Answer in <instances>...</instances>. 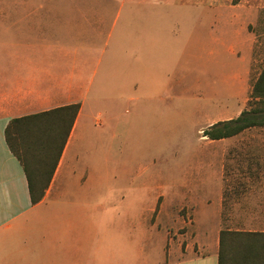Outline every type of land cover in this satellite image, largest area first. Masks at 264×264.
<instances>
[{"label": "crops", "instance_id": "crops-1", "mask_svg": "<svg viewBox=\"0 0 264 264\" xmlns=\"http://www.w3.org/2000/svg\"><path fill=\"white\" fill-rule=\"evenodd\" d=\"M112 2L101 0L99 5L95 0H63L56 8L0 9L1 14L13 15L9 25H2L11 30L5 34L8 42L2 40L0 44V264H219L220 221L214 225L212 241H207L194 216L188 211L183 214L182 208L174 225L162 224L161 195L151 201L149 208L129 197L107 199L99 206V196H109L111 186L107 181H95L91 163L82 165L84 175L80 180L70 179L80 168L79 146L88 133V119L101 105L109 106L113 113V105H118L113 95L124 101H137L131 113L125 111L129 117L121 120L122 126L135 124L139 128L145 113L157 122L164 107L168 111L173 108L165 103V95H159L157 103L140 99L149 97L148 93H167L175 86L171 67L179 59L188 60L183 53L179 55L171 42L179 29L204 25L159 21L154 23L151 35L146 32L145 23L129 22L132 15L139 20L145 14L140 13L139 7L190 9L198 19L206 11L214 13L217 30L207 54L215 58L224 53L235 63L222 76L223 112L207 126L235 119L245 110L243 106L248 104L252 89L253 36L242 34L238 24L225 21V0H121L109 25ZM125 4L124 22L115 33V21ZM36 14L42 16L35 17ZM131 30H137L134 37L141 51V57L132 60ZM102 41L103 46L110 47L104 59L105 52L99 48ZM151 46L160 55L164 68L163 64L154 71L147 68L150 58L146 50ZM181 67L184 70L189 66ZM183 74L182 81L186 77ZM181 84L185 92L187 88ZM70 105H78V110L66 142L43 196L33 203L23 166L6 143L5 129L12 119ZM108 119L115 122L114 116ZM243 132L220 140L202 136L208 145H217L221 159L218 220L221 208L227 205V195L236 196L239 188V183H227V153L240 150L243 142L250 143L247 148L264 149L263 144H252L264 142V136ZM192 172L186 184L198 186V175ZM137 175L132 182L137 196L148 185L156 186L137 180L142 179ZM152 176L150 172L149 178ZM249 198L251 205L264 206V181L250 185ZM233 204H238L237 200Z\"/></svg>", "mask_w": 264, "mask_h": 264}, {"label": "rangeland", "instance_id": "rangeland-1", "mask_svg": "<svg viewBox=\"0 0 264 264\" xmlns=\"http://www.w3.org/2000/svg\"><path fill=\"white\" fill-rule=\"evenodd\" d=\"M59 1L63 0H0V9L56 8ZM95 1L100 5L101 0ZM111 5L114 10L108 15L109 25L117 15L116 9L121 7V0H113ZM225 5L226 11L223 15L225 21L238 24L242 34L250 33L253 36L250 75V85L253 86L264 65V0H225ZM126 8L127 4L119 11L120 15L114 24L115 33L124 22ZM165 9L155 10L153 6L139 7L140 13H145L140 15L143 19L141 17L139 20L133 19L132 15L129 22L131 25L138 21L145 23L146 32L151 35L154 23L159 21L172 25L178 22L204 25L197 29H192L191 26L183 27L179 29L174 41H170L178 48L179 55L183 53V57L188 60L182 62L179 59L171 67L175 86L167 93H148L146 96L149 97L140 99L148 103H157L158 96L165 95V103H170L173 108L168 111L164 107L157 122L151 115L145 113V121L139 128L135 124L122 126L121 120L129 117L126 113L128 111L131 113L133 103L137 101H124L113 95L118 100L115 103L118 105H113L115 107L113 113H110L109 106L101 105L88 119V133L82 138L79 146L80 168L70 180H80L84 175L82 165L91 163L95 169V181L99 184L107 181L111 186L109 196H99V206L104 205L107 199L118 201L121 197H129L139 199L140 204L149 208L151 201L157 195H161L164 205L162 224L174 225L178 211L182 208L183 214L188 211L194 216L196 224L201 229L202 238L206 237L207 241H212L214 225L219 221L222 230L264 233V206L251 205L249 198L250 185L264 181V149L247 148L250 143L243 142L240 150L226 155L227 183H239V188L236 196L233 193L227 195L229 197L226 200L227 205L221 208V218L218 220L221 159L217 145H208L209 142L202 136L209 127L208 122L218 118L223 112L225 92L222 89V76L224 72L228 74L233 69L235 62L224 53L215 58L207 54L212 46L211 39L217 30L213 19L214 13L206 11L201 19H198L197 13L190 9L173 7ZM10 16L13 15L0 13V44L7 40L8 35L5 34L11 31L2 26L9 25ZM136 32L137 30H131L132 44L129 48L131 60L141 57L140 47L134 37ZM151 42L154 44V40ZM99 48L105 52L104 59L110 47L103 46L102 41ZM146 51L150 58L147 68L151 71H154L155 67L158 69L163 63L159 61L160 55L157 50L151 46ZM174 53L177 51L174 50ZM185 64L189 67L183 70L181 65ZM101 65H104V62H101ZM184 72L186 74H183ZM182 74L186 75L183 81ZM181 83L187 88L185 92L182 91ZM249 108L248 104L243 106V109ZM111 116H114L116 123L109 121L108 118ZM243 133L248 136H264V127H253ZM252 144L264 145V142ZM139 167H143V175ZM192 171L198 175V186L186 184L192 177ZM150 172L154 174L151 178ZM137 173L142 177L137 180H145L146 183L156 185L154 187L148 185L146 189L140 190L139 196L132 186L133 179L138 176ZM236 200L238 204L234 205ZM241 239L245 241L243 237ZM228 242L229 237L226 238L227 248ZM231 251L234 253L238 251L236 245H233Z\"/></svg>", "mask_w": 264, "mask_h": 264}, {"label": "trees", "instance_id": "trees-1", "mask_svg": "<svg viewBox=\"0 0 264 264\" xmlns=\"http://www.w3.org/2000/svg\"><path fill=\"white\" fill-rule=\"evenodd\" d=\"M248 105L250 108L243 110L237 118L209 126L203 136L220 140L253 127H264V65L252 86ZM77 110L78 105H70L15 118L5 129L6 143L23 166L33 203L41 199L47 188ZM262 238L264 233L221 230L219 264H264ZM233 245L238 248L236 253L231 251Z\"/></svg>", "mask_w": 264, "mask_h": 264}]
</instances>
